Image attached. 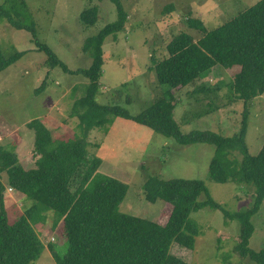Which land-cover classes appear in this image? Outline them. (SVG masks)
Instances as JSON below:
<instances>
[{
  "label": "rangeland",
  "instance_id": "obj_1",
  "mask_svg": "<svg viewBox=\"0 0 264 264\" xmlns=\"http://www.w3.org/2000/svg\"><path fill=\"white\" fill-rule=\"evenodd\" d=\"M36 24V37L25 29L13 27L0 18V48L5 57L15 52L24 55L0 73V145H16V153L25 168L35 167V130L28 123L39 119L52 134V140L82 137L78 113L86 109L75 102L86 93L88 79L72 73L59 64H48V54L38 48L44 43L70 69L87 68L92 58L83 50L84 41L96 35L107 23L117 18L112 0H25ZM259 0H121L128 13L124 31L110 35L103 44L104 65L100 76L97 102L121 105L131 115L139 114L161 95L166 85L158 81L151 56L167 54V43L186 31L195 39L202 32L190 28L187 18L203 20L210 30L230 20ZM4 0H0V5ZM172 6V9H169ZM91 7L97 20L87 25L81 13ZM151 67V68H150ZM240 70L239 65L224 68L217 65L201 82L218 87L216 102L219 110L206 114L204 94H192L194 85L175 89L178 105L174 117L182 132L212 130L223 136H234L241 130L245 102L234 100L227 85ZM44 81V84H43ZM43 84V86H42ZM77 86L76 89H73ZM42 89H39V88ZM246 143L251 154L264 144V93L247 105ZM199 115L200 113H202ZM81 131V133H80ZM86 146L90 155L99 157V173L117 178L129 185L120 210L123 213L149 218L164 224L172 204L162 199L155 203L145 198L143 184L149 175L161 179L188 178L204 181L215 201L231 212L246 210L254 200V186L237 182H216L210 177L209 166L216 147L207 143L181 145L175 139L131 119L110 115L107 123L91 128ZM230 159L241 161L237 151ZM4 182L6 175H0ZM5 183V182H4ZM8 189V188H7ZM5 191L8 221L15 222L33 201ZM54 211L47 213L46 222L38 218L33 227L45 249L34 264H58L55 252L64 255L67 238L59 224L54 225ZM201 228L194 249L173 243L171 253L190 264H256L235 252L240 224L226 220L219 209L205 207L192 214ZM255 231L249 246L264 249V201L252 217Z\"/></svg>",
  "mask_w": 264,
  "mask_h": 264
},
{
  "label": "trees",
  "instance_id": "obj_2",
  "mask_svg": "<svg viewBox=\"0 0 264 264\" xmlns=\"http://www.w3.org/2000/svg\"><path fill=\"white\" fill-rule=\"evenodd\" d=\"M112 1L117 8V18L84 41L83 50L92 58L89 67L70 70L48 45L37 41L38 48L48 54L49 65L60 64L64 70L82 73L88 79L85 95L75 102L86 109L85 113L77 112L82 137L55 142L41 120L29 122L28 127L35 130L37 159L35 167L28 169L21 164L16 145H0V175L3 172L6 175L5 183L0 179V264H34L45 245L33 222L37 223L39 218L45 223L49 211L55 212L54 225L60 223L68 243L64 255L55 252L58 264H190L173 255L171 247L177 243L194 249L201 228L192 214L205 207L219 209L226 220L239 221L235 252L243 259L264 264V249L254 250L249 246L255 231L252 217L264 201V144L257 154H251L246 143L247 105L264 93V0L210 30L202 19L187 18L188 26L202 32V36L195 39L182 31L167 43L164 57L151 56V67L158 81L167 88L137 115H131L121 105H103L96 100L104 65V41L124 31L128 19L121 0ZM0 18H6L13 27L25 29L36 37V24L25 0H4L0 5ZM81 18L87 25L94 24L96 8L84 10ZM23 55L24 52L18 51L5 57L0 48V73ZM217 65L240 66L227 85L234 100L242 99L246 105L241 130L234 136H223L212 130L182 132L174 117L178 105L174 90L194 85L191 93H202L207 100L206 114L219 110L221 105L216 97L220 86L210 87L201 82ZM110 115L150 127L181 145H215L210 177L220 183L253 185L251 207L237 212L227 210L213 199L204 181L199 179L165 180L149 175L143 184L145 198L152 203L159 199L171 203L168 220L161 224L121 212L120 205L129 185L99 173L102 161L90 155L86 147L91 128L107 123ZM234 151L241 154V161L229 158ZM8 187L17 196L33 201L13 223L8 221L4 197Z\"/></svg>",
  "mask_w": 264,
  "mask_h": 264
},
{
  "label": "built area",
  "instance_id": "obj_3",
  "mask_svg": "<svg viewBox=\"0 0 264 264\" xmlns=\"http://www.w3.org/2000/svg\"><path fill=\"white\" fill-rule=\"evenodd\" d=\"M9 192H13V189L11 187H8L7 189Z\"/></svg>",
  "mask_w": 264,
  "mask_h": 264
}]
</instances>
